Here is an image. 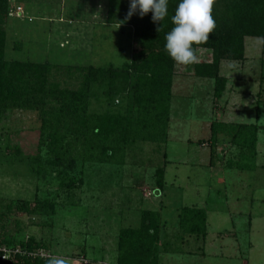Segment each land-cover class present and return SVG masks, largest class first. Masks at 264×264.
Returning <instances> with one entry per match:
<instances>
[{"label":"rangeland","instance_id":"rangeland-1","mask_svg":"<svg viewBox=\"0 0 264 264\" xmlns=\"http://www.w3.org/2000/svg\"><path fill=\"white\" fill-rule=\"evenodd\" d=\"M17 5L22 15L4 20L6 60L49 63L48 80L62 88H79L88 67L124 66L138 49L132 26L108 21L107 0H9L8 9ZM218 72L226 83L216 98L214 79L175 64L166 138L120 141L111 156L81 140L53 165L40 108L2 111L0 245L13 241L29 260L116 264L120 230L140 227L148 211L159 214V264H264V38L245 37L243 59L220 60ZM117 83L110 98L106 80L92 83L89 109L124 113L130 93ZM212 122L257 126L253 168H241L252 160L230 134L211 136ZM23 201L49 207L5 209ZM183 207L204 211V234L182 230ZM30 239L43 246L28 250Z\"/></svg>","mask_w":264,"mask_h":264},{"label":"trees","instance_id":"trees-1","mask_svg":"<svg viewBox=\"0 0 264 264\" xmlns=\"http://www.w3.org/2000/svg\"><path fill=\"white\" fill-rule=\"evenodd\" d=\"M177 4L178 0H169L168 15L161 22H153L151 11L142 17L137 11L129 18L130 0H107L108 21L132 26L138 49L122 67H88L80 87L68 89L48 80L49 63L6 60L4 20L12 14V9H8L9 0H0V113L11 107H39L40 144L48 149L52 157L49 162L53 165L68 160L81 140L89 148L111 156L120 141L133 144L138 138L165 139L176 63L164 45L165 35L173 27L171 17ZM212 15L216 28L206 44L194 45L197 62L192 66L196 76L214 79V96L219 98L226 83V78L218 72L220 60H241L245 37L264 38V0H215ZM202 51L209 54L204 59L198 55ZM99 78L110 84L108 98L117 92V81L125 93H130V104L124 113L89 109L92 83ZM257 129V126L243 124H210L212 137L220 131L227 132L242 149V159L252 160H242V169L255 166L252 157ZM46 207L49 206L27 201L5 205L8 211L32 213H42ZM158 221L157 212L144 211L140 227L120 230L116 264H159ZM179 224L184 232L204 234L205 213L194 207H183ZM11 242L2 240L12 246ZM35 246L43 245L30 239L28 250ZM19 259H24L26 264H45L46 260L41 257L29 260L27 256L16 254L11 260H0V264H13L12 261Z\"/></svg>","mask_w":264,"mask_h":264},{"label":"clouds","instance_id":"clouds-1","mask_svg":"<svg viewBox=\"0 0 264 264\" xmlns=\"http://www.w3.org/2000/svg\"><path fill=\"white\" fill-rule=\"evenodd\" d=\"M169 0H130L128 17L137 11L142 17L151 11L153 22H161L168 15ZM215 0H178L171 20L173 27L165 35V50L178 65L197 62L194 45L206 44L216 28L212 15ZM45 264H69L64 257L50 255Z\"/></svg>","mask_w":264,"mask_h":264},{"label":"built area","instance_id":"built-area-1","mask_svg":"<svg viewBox=\"0 0 264 264\" xmlns=\"http://www.w3.org/2000/svg\"><path fill=\"white\" fill-rule=\"evenodd\" d=\"M22 10L23 9L21 6H16L14 10H11V13L21 15L23 12ZM16 254L27 256V257H31L33 255L32 252H27L26 250L21 249L19 246L0 245V258L1 259L7 260L11 257V255H16Z\"/></svg>","mask_w":264,"mask_h":264},{"label":"crops","instance_id":"crops-1","mask_svg":"<svg viewBox=\"0 0 264 264\" xmlns=\"http://www.w3.org/2000/svg\"><path fill=\"white\" fill-rule=\"evenodd\" d=\"M22 15V14H21Z\"/></svg>","mask_w":264,"mask_h":264}]
</instances>
